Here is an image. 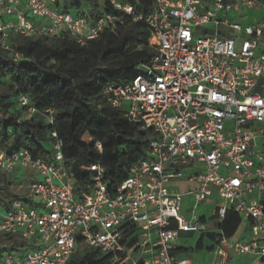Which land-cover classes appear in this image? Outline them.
<instances>
[{"label": "built area", "instance_id": "built-area-1", "mask_svg": "<svg viewBox=\"0 0 264 264\" xmlns=\"http://www.w3.org/2000/svg\"><path fill=\"white\" fill-rule=\"evenodd\" d=\"M57 1L0 0V48L10 50L14 35L69 36L83 46L144 22L152 57L137 64L132 79L105 85L104 95L149 133L147 149L110 188L100 161L68 167L56 134L49 161L28 147L10 154L0 148V170L31 169L40 176L28 186L31 206L14 199L0 214V231L27 243L25 253L8 251L2 264H67L79 245L112 256L111 264H191L174 256L182 235L216 229L218 264H228L230 250L264 259V149L258 145L264 139V20L218 17L224 10L264 9V0H153L148 15L131 0H109L123 14L103 5L96 19L64 11ZM207 24L214 25L213 35L208 29L194 35ZM18 105L28 118L36 111L27 95ZM45 112L53 124L54 110ZM77 171L91 173L78 195ZM177 181L196 185L182 192L171 187ZM187 196L194 199L191 218L183 212ZM211 197L210 217L198 216ZM229 211L249 222V240L223 234Z\"/></svg>", "mask_w": 264, "mask_h": 264}, {"label": "trees", "instance_id": "trees-1", "mask_svg": "<svg viewBox=\"0 0 264 264\" xmlns=\"http://www.w3.org/2000/svg\"><path fill=\"white\" fill-rule=\"evenodd\" d=\"M60 8L74 11L76 16L88 14L96 19L100 0H63ZM138 13L148 15L153 0H131ZM104 10L122 15L105 1ZM142 36L141 38H139ZM149 29L144 22L132 23L121 36L108 31L99 38L80 45L69 36L60 38H27L14 35L11 49L0 48V148L12 153L28 147L35 155L49 161V142L56 137L63 141L68 167L100 161L106 168L109 187L126 179L132 167L146 153L149 133L136 122L124 118L120 109L112 107L105 95L108 83L132 79L135 67L153 55L148 46ZM23 60L16 61L12 53ZM27 95L36 111L26 116L18 98ZM54 110V123L48 122L47 109ZM87 137V139H85ZM100 143L102 151L96 144ZM91 173L77 171L76 193L80 194ZM5 173H0V208L9 209L17 197L10 191ZM238 215L229 211L222 224L226 236H231L240 224ZM131 234V230L126 228ZM203 239L198 242L201 248ZM27 245L19 234L0 231L2 250L16 251ZM112 256L81 245L67 264H111Z\"/></svg>", "mask_w": 264, "mask_h": 264}, {"label": "crops", "instance_id": "crops-1", "mask_svg": "<svg viewBox=\"0 0 264 264\" xmlns=\"http://www.w3.org/2000/svg\"><path fill=\"white\" fill-rule=\"evenodd\" d=\"M60 1H61L60 8H63L64 1L63 0ZM250 22L252 21H248L245 24H248ZM0 173L6 174L7 181L10 183L9 188L12 195L17 197V199H21L22 201L27 203L28 206H31L32 198L28 186L31 183L40 179L39 174L31 169L22 170L19 168L15 169V171L11 173L0 170ZM173 184L174 186L178 187V189L182 192H186L188 189H190L191 187H195L196 185V183H192L188 181H177ZM193 200L194 199L191 196L185 197L184 206L185 203L188 202L191 203L193 202ZM263 200H264V195H263ZM0 209L1 211L4 210L2 208ZM211 212L208 215H202V216L208 219L211 215ZM240 220H241L240 224L238 225L237 229L234 231V233L231 236H226L222 229L221 231L227 238L232 239L233 241L245 242L250 238V225L249 222L241 218ZM218 230L219 229L211 230L210 232L207 233H199L200 237L195 244H193V242H189V240L190 237H192L193 234L196 233H184L180 241L178 242L177 250L174 252V256L177 259L190 258L191 264H218L219 261L221 260V256L219 254L220 243L218 241V235L220 234V231ZM201 239H203V244L201 248H197L198 242ZM228 264H264V259L255 254L238 255L233 250H230Z\"/></svg>", "mask_w": 264, "mask_h": 264}, {"label": "rangeland", "instance_id": "rangeland-1", "mask_svg": "<svg viewBox=\"0 0 264 264\" xmlns=\"http://www.w3.org/2000/svg\"><path fill=\"white\" fill-rule=\"evenodd\" d=\"M105 4V0H100V6L99 8L102 9L103 5ZM71 12L74 13L73 10H71ZM218 17L223 20L228 18L230 21L233 22H239V23H247L248 21H253L254 19L258 18L260 21L264 20V9H248V8H243L241 11L236 12V11H221L218 14ZM205 29L210 30L211 34H214V25L213 24H207V25H203L202 27L196 29L194 31V35L195 36H201L203 34V31ZM142 36H140L139 38H141ZM260 54V52H259ZM3 79L0 77V81H2ZM85 139H87V137H85ZM258 145L261 149H264V139L259 138L258 139ZM173 189H178V187L174 186V184L171 186ZM215 204V199L213 197H211L209 199V201L205 204H201L198 207V212L197 215L198 216H202V215H208L211 210L212 207ZM193 206V202L191 203H185V206L183 207V212L184 214L188 217L191 218V207ZM2 213L1 209H0V214ZM1 218V215H0ZM1 220V219H0ZM1 223V222H0ZM200 234L196 233L193 234L192 237H190L189 242H193V244L196 243V241L199 239ZM20 253H25V250L22 249L20 251ZM8 254V250H2L0 247V264L3 263V260L5 259V257Z\"/></svg>", "mask_w": 264, "mask_h": 264}, {"label": "water", "instance_id": "water-1", "mask_svg": "<svg viewBox=\"0 0 264 264\" xmlns=\"http://www.w3.org/2000/svg\"><path fill=\"white\" fill-rule=\"evenodd\" d=\"M218 226H220V225H218Z\"/></svg>", "mask_w": 264, "mask_h": 264}]
</instances>
